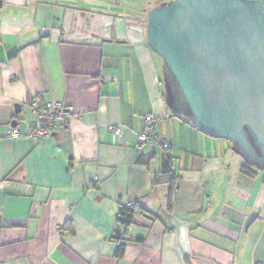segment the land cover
<instances>
[{"label": "crops", "instance_id": "obj_1", "mask_svg": "<svg viewBox=\"0 0 264 264\" xmlns=\"http://www.w3.org/2000/svg\"><path fill=\"white\" fill-rule=\"evenodd\" d=\"M161 1L0 0V264L264 261V164L242 174L237 143L191 123L146 43ZM35 100L82 117L31 139ZM146 115L170 144L169 172L156 145L134 148ZM134 202L149 215H133L116 259V216Z\"/></svg>", "mask_w": 264, "mask_h": 264}, {"label": "water", "instance_id": "obj_2", "mask_svg": "<svg viewBox=\"0 0 264 264\" xmlns=\"http://www.w3.org/2000/svg\"><path fill=\"white\" fill-rule=\"evenodd\" d=\"M146 43L173 75L191 123L244 149L254 136L264 164V0H170L148 12Z\"/></svg>", "mask_w": 264, "mask_h": 264}, {"label": "built area", "instance_id": "obj_3", "mask_svg": "<svg viewBox=\"0 0 264 264\" xmlns=\"http://www.w3.org/2000/svg\"><path fill=\"white\" fill-rule=\"evenodd\" d=\"M32 115L34 121L29 138L34 140L48 137L52 134L55 128L67 126L70 121L74 119L78 120L82 117V113L72 106H65L64 104L58 102L41 103L37 100L34 101L32 106ZM155 122V118L151 115L143 117L144 128L139 134H137L134 148L135 150L143 152L146 150L145 148L149 143H153L162 152V158L166 161L167 159L165 156L170 148V144L166 139L160 138L155 133ZM104 132L111 134L117 140L122 135V127L108 125L104 127ZM17 135V131L14 129H10L6 133L8 138H16ZM172 168V163H170L169 170H172ZM173 175L177 177V172L175 171ZM66 231L67 230L65 228H62L61 230L62 234H65ZM124 231L125 227L121 226L118 233L123 235ZM252 264H264V261Z\"/></svg>", "mask_w": 264, "mask_h": 264}, {"label": "trees", "instance_id": "obj_4", "mask_svg": "<svg viewBox=\"0 0 264 264\" xmlns=\"http://www.w3.org/2000/svg\"><path fill=\"white\" fill-rule=\"evenodd\" d=\"M161 2L163 3L162 5H164L168 2V0H162ZM246 138L250 144V147L248 149H244L240 145L237 144L238 149H239V151H240V153H241V155L245 161V164H243L240 167V172L242 174H245L247 176L252 177L255 174L251 170V167L252 166H258L261 164V162L255 161L257 155L259 154L260 145H259V143L256 142L254 136L249 134ZM165 157L167 160L166 161L163 160V164H164L163 167L166 170V172L167 171L169 172V164L171 163V158L168 156V154ZM177 179H178L177 177L173 176L174 181H176ZM136 213H139L140 215H143V216L149 215L148 212L138 202L120 205L118 214L116 216L117 229L114 232L113 236L111 237V240L114 243H116V249L114 252V258H116V259H120L123 256V253H124V245H123L124 239L123 238H124V236L127 235V230L131 225L133 215ZM121 226L125 227V231H124L123 235H120L118 233V230Z\"/></svg>", "mask_w": 264, "mask_h": 264}, {"label": "rangeland", "instance_id": "obj_5", "mask_svg": "<svg viewBox=\"0 0 264 264\" xmlns=\"http://www.w3.org/2000/svg\"><path fill=\"white\" fill-rule=\"evenodd\" d=\"M175 84V83H174ZM176 87V86H175Z\"/></svg>", "mask_w": 264, "mask_h": 264}]
</instances>
